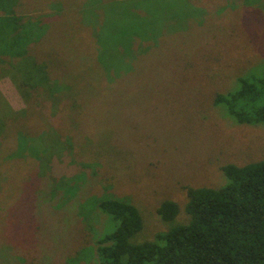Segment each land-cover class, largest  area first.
<instances>
[{
	"label": "rangeland",
	"instance_id": "obj_1",
	"mask_svg": "<svg viewBox=\"0 0 264 264\" xmlns=\"http://www.w3.org/2000/svg\"><path fill=\"white\" fill-rule=\"evenodd\" d=\"M113 1L101 0L98 13L105 14L107 3L109 7ZM118 1L114 3L134 1L139 7L131 10V6L116 5L95 30L103 32L102 55L98 49V56L105 58L104 66L109 59L119 60L116 71L110 70V64L104 70L106 89L102 88L98 103L96 127L71 118L74 103L62 106L64 113L56 118L59 107L55 105L59 103L54 99L61 91L69 90L64 84L53 86L56 79L38 89H20L22 75L33 71L26 65L28 58L0 63L1 241L17 234V226L26 214L27 237L31 232L37 234L33 238L38 247L55 244L62 229L52 227L49 221L56 218L58 224H67L74 234L84 237L82 241L73 238V244H67L70 248L65 250L78 251L82 257L86 255L88 264H93L94 252L89 247H94L95 235L100 234L107 220L97 210L102 199H123L134 204L145 225L137 241H154L171 226L156 214L161 202L176 201L181 215L175 224L186 223L185 187L219 188L226 184L220 166L264 160V125L236 124L214 105L215 95L227 93L234 85L232 76L264 63V0H192L189 10L186 0H180L181 5L173 0ZM83 3L75 13L81 14ZM50 4L49 8L35 6V13L52 12L59 5L58 0ZM29 5L30 0L25 3ZM182 5L185 7L181 11ZM182 13H187L189 19ZM42 20L45 24L47 17ZM162 21L165 24L156 33L157 39H146L141 34L160 29ZM11 29L7 24L0 25V37L6 38ZM56 31L57 27L50 36L53 42L45 43L46 53L52 58L43 57L38 46L29 49L35 52L39 64L51 68L48 72L52 77L58 76V65H63L58 59L69 60L56 48ZM66 40V35L60 37L63 49ZM103 49L111 50L107 54ZM90 75L91 80H98L104 73L93 70ZM88 77L86 80L91 81ZM180 79L185 81L182 88ZM29 83L36 84L32 80ZM42 88L53 90L48 93L55 98L47 96ZM61 116L71 119L66 128L61 127ZM17 133L21 135V150L16 139L10 138L17 137ZM64 140L71 142L69 148ZM82 174L86 175L84 184L77 183ZM35 178L59 189L50 191L48 187L46 198H36L32 193L20 196L23 190L31 189ZM73 180L76 182L67 188ZM14 241L20 247L32 245L31 238L17 237Z\"/></svg>",
	"mask_w": 264,
	"mask_h": 264
},
{
	"label": "trees",
	"instance_id": "obj_2",
	"mask_svg": "<svg viewBox=\"0 0 264 264\" xmlns=\"http://www.w3.org/2000/svg\"><path fill=\"white\" fill-rule=\"evenodd\" d=\"M24 1L0 0V25L7 24L12 28L10 33L7 32L6 38L0 37V63L6 61L16 63L21 59L28 58L26 65L33 71L29 70L27 75L25 73L22 75V82L18 84L20 89H24V87L38 89L39 86L54 82L53 79H56L53 86L64 84L69 87V90H63L66 91L64 93L61 91V94L54 99L55 97L49 95L53 90L48 93L46 89L42 88L45 93H48L47 96L54 99L55 103H59L58 106L55 105V107H59L56 118L64 113L62 106L67 108L74 103V112L71 114V118L84 122L89 127H96L95 122L98 121L100 115L98 103L101 101L102 88L106 89L103 84L104 70H106L107 64H110L108 65L110 70L116 71L119 60L109 59V63L104 66L105 58L98 56V49L102 55L100 46L102 45L103 32L100 29V33L95 30L100 27L99 24L104 20L106 13L116 5L129 6V8L131 6V10L137 9L139 5L134 1H124V5L116 4L114 2H119L116 0L111 2L109 7L107 3V10L104 11L105 14H102L104 15L102 17L98 13L101 0H58L59 5L54 6V11L49 12V9L43 14L35 13V6L49 8L51 0H43L42 3L40 0H30L29 6H25L29 0H26L25 3ZM179 1L173 0L181 5ZM82 2L84 3L81 14L79 11L75 13L81 9L79 4ZM186 2L189 10V6L193 2L192 0H186ZM75 4L77 5L75 6ZM184 7L185 5H182L180 10L182 11ZM28 8L32 9L34 14H30ZM186 14L182 13L186 19H189ZM69 15L70 18H68ZM44 16L47 17L45 24L42 20ZM114 20L116 19L114 18ZM164 21L159 23L162 24L160 29L153 28L148 30L147 35L143 32L141 34L146 39H157L159 35L156 33L161 32L165 24ZM55 27H57L54 36L57 41L56 48L60 53L68 56L69 60L60 61L58 59L63 65H58L56 74L58 76L52 77L48 72L51 68L48 65L39 64L34 57L35 52L30 53L29 49L38 46L41 48L40 52L43 57L52 58V54L46 53L45 43L53 42L54 39L50 36ZM164 31L162 37L165 34ZM25 34H27L26 40H21ZM63 35L68 37L64 43L66 46L64 49L60 43V37ZM73 35L76 36V39ZM82 40L87 46L83 44ZM5 42H7L6 45ZM70 44L71 46H69ZM147 49H151V52L154 51L152 47H147ZM11 50L14 52L12 53ZM103 50L108 54L111 49ZM78 52L79 55L76 58ZM126 61L128 63V59ZM173 62L175 65L177 60ZM93 70L103 71L104 76L98 80H91L90 73ZM87 77L91 81H87ZM233 79L234 85L227 93L215 95L214 105L222 108L223 113L226 112L227 116L231 117L236 124L264 125V63L243 75L232 76ZM31 80L36 84L31 85L29 83ZM180 82L182 88L185 81L180 79ZM58 83L60 84L58 85ZM61 118V127L66 128L71 119L67 121L63 116ZM58 132L62 136L65 135V133H60V130ZM8 135L2 133V136ZM11 136V139H16L17 148L20 149L22 147L20 144L21 135L17 133V137L16 135ZM22 142L25 147L26 143L24 140ZM63 142L64 146L70 147L71 142L65 140ZM73 144L75 143L73 142ZM75 145L80 147L77 142ZM45 151L48 153L47 149ZM30 153L37 156V159H41L35 152L30 151ZM82 170L84 171V168ZM219 171L226 179V184L219 188H211L209 185L184 188L187 198L185 212L188 220L186 223L175 224L181 215V207L176 201L168 199L159 204L156 209L157 216L160 221L171 226L154 241H137V237L143 232L145 225L139 209L134 204L123 199L109 197L102 199L97 204V210L107 220L100 228V234L95 235L94 247H89L94 252L93 264H264V160L248 162L241 166L228 163L220 166ZM78 177L77 183L81 184L83 180H86L84 174ZM64 179L63 184H65ZM31 181H33L29 187L31 189L23 190L20 196L26 197V193H32L36 198L38 196L46 198L48 187H50V191L59 189L57 185L51 187L48 182L46 185L45 181H41L39 178ZM74 181L67 188L73 186L76 182ZM41 183L42 187H40ZM24 217V221L20 220L17 226L15 236L9 235L8 239L0 240V264L89 263L86 255L82 257L78 251L67 252L65 250V248H70L67 244H73V238L77 237L78 241H82L84 238L74 234L73 230L68 227L69 225L58 224L56 218L51 219L49 222L52 227L58 226L62 229L58 234L60 240L55 243L59 247L52 242L38 247L35 245L36 238H33L38 236L37 234L33 236V232H31V237H27L29 230L26 214ZM1 228L2 223H0ZM78 229H81L79 225ZM9 232H11L10 229ZM17 237L26 238V240L31 238L32 245L26 248L20 247L19 243L14 241ZM85 252H88V248ZM67 259L70 260L67 261Z\"/></svg>",
	"mask_w": 264,
	"mask_h": 264
}]
</instances>
